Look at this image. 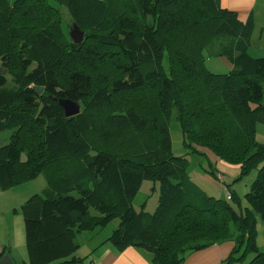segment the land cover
I'll return each mask as SVG.
<instances>
[{
  "label": "trees",
  "instance_id": "16d2710c",
  "mask_svg": "<svg viewBox=\"0 0 264 264\" xmlns=\"http://www.w3.org/2000/svg\"><path fill=\"white\" fill-rule=\"evenodd\" d=\"M63 6L83 31L79 43ZM253 29L216 0H0V130H11L0 146V189L40 173L48 186L20 206L27 260L19 264L80 261L76 235L114 218L107 240L147 250L152 264H183L227 241L221 264H264L256 243L264 142L255 136L264 56L248 52ZM205 50L232 68L210 71ZM53 97L80 111L66 117ZM172 116L187 152L237 165L236 179L256 170L248 206L229 188L226 198L209 196L188 178L186 155L172 153ZM143 180L159 182L152 213L131 204Z\"/></svg>",
  "mask_w": 264,
  "mask_h": 264
},
{
  "label": "rangeland",
  "instance_id": "374dc122",
  "mask_svg": "<svg viewBox=\"0 0 264 264\" xmlns=\"http://www.w3.org/2000/svg\"><path fill=\"white\" fill-rule=\"evenodd\" d=\"M64 10H65L64 16H65L66 24L68 23V30H69L72 21L65 7ZM220 41H223V39L219 38L214 41V43L212 44L213 46L211 48L212 51L217 48V43H219ZM204 55L207 58L206 65L210 71L218 72V73L228 71V69L226 68L228 66L221 60V58L214 56L212 53H210V50L208 51L205 50ZM263 101H264V97H263ZM10 134H11V130L8 129L0 130V146L8 142ZM169 134L172 142V153L175 156L186 155V158L188 160V165L186 169L188 178L201 191H203L209 196L226 198L228 194L227 188H229L239 196V203L241 208L248 206L244 198V194L249 190L250 184L256 176V170H252L248 175H245L240 179H236L238 176V168H235L234 166H231V164H228L218 158H215V155L212 154L211 152H205L203 154L196 152H187L186 151L187 149L183 145V137L180 131V125L177 122V120L173 118V116L169 121ZM209 162L213 163V166L209 165ZM212 170L216 172L215 176L212 175ZM218 173H220V175L222 176V177L219 176V178L222 179H218ZM205 176H208V178H206ZM47 189H48L47 182L42 173H40L38 176H36L31 180L7 188L9 195L15 196L14 203L19 205V207L17 208V212L18 215L22 218V220L23 217L20 212V206L23 205L34 194H39L45 197L47 195ZM158 197H159V182L157 180H143L138 191L132 197L131 204L136 211H144V212L152 213L157 206ZM230 202L234 206L235 204H237L234 198L230 199ZM91 212L93 214L95 213V211L93 210H91ZM256 217H257L256 243L257 246L259 247V250L264 252V222L258 214H256ZM118 222L119 219L114 218L106 226L100 228L97 227L94 230H91L93 231V233H95V240L93 242H96V240L104 239L107 236H109L112 230L118 226ZM86 232L88 231H83V233ZM84 237H86L84 236V234L82 236L76 237V240L79 242V244H81V241L83 240ZM24 249L26 252V248ZM76 252L77 253L80 252L81 254L84 253V255H81V258L83 260H87V261L89 260V255H85L86 253L83 248L77 249ZM190 254L191 253L187 254L186 257H188V255ZM252 256L253 254H248L246 256L247 259L245 258V260L250 259ZM233 264H240V261H235Z\"/></svg>",
  "mask_w": 264,
  "mask_h": 264
},
{
  "label": "crops",
  "instance_id": "0c3cea01",
  "mask_svg": "<svg viewBox=\"0 0 264 264\" xmlns=\"http://www.w3.org/2000/svg\"><path fill=\"white\" fill-rule=\"evenodd\" d=\"M216 3L223 8L235 11L241 20L251 18L254 29L248 52L254 57L264 56V0H216ZM219 58L228 66L226 67L228 70L232 68L231 63L225 58ZM255 136L258 141L264 142V110L256 116ZM231 166L238 168L237 165ZM219 176L222 177L220 173H218ZM205 177L208 178V176ZM14 198L15 196L9 195L8 190L0 189V253L7 249L4 254L10 255L11 259L18 264L27 260V254L24 249V223L18 215L17 208L19 205L14 203ZM83 234L86 237L83 238L81 244L76 238L75 241L79 245L78 249L83 248L85 255H89V260L81 258L84 253L75 252V256L82 260L70 264L87 262H95L96 264H152L151 253L141 247L128 246L118 250L107 240L108 236L93 242L95 233L89 230L86 233L80 232L76 237ZM232 246L233 243L227 241L194 251L184 259L183 264H221Z\"/></svg>",
  "mask_w": 264,
  "mask_h": 264
},
{
  "label": "water",
  "instance_id": "95a60500",
  "mask_svg": "<svg viewBox=\"0 0 264 264\" xmlns=\"http://www.w3.org/2000/svg\"><path fill=\"white\" fill-rule=\"evenodd\" d=\"M70 39L79 43L83 40V31L77 26L75 22H72L71 27L68 30ZM0 74H6V68L0 65ZM8 78H11L10 75H7ZM33 88L37 91V93H41L42 88L40 86L34 85ZM53 101H57L58 104L62 107L64 111V115L66 117L73 116L80 111V105L77 101L69 99V98H55L53 97ZM0 264H16L8 254H3L0 256Z\"/></svg>",
  "mask_w": 264,
  "mask_h": 264
},
{
  "label": "built area",
  "instance_id": "2783aa9c",
  "mask_svg": "<svg viewBox=\"0 0 264 264\" xmlns=\"http://www.w3.org/2000/svg\"><path fill=\"white\" fill-rule=\"evenodd\" d=\"M84 264H96L95 262H87V263H84Z\"/></svg>",
  "mask_w": 264,
  "mask_h": 264
}]
</instances>
